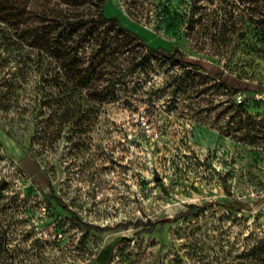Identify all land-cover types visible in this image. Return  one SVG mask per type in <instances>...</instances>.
Segmentation results:
<instances>
[{"label": "rangeland", "instance_id": "obj_1", "mask_svg": "<svg viewBox=\"0 0 264 264\" xmlns=\"http://www.w3.org/2000/svg\"><path fill=\"white\" fill-rule=\"evenodd\" d=\"M242 6L106 0L137 39L91 24L80 52L110 96L83 146L68 128L37 139L24 98L0 109V264H264V36L246 31ZM2 27L12 46L18 30ZM189 205L203 211L181 217Z\"/></svg>", "mask_w": 264, "mask_h": 264}, {"label": "trees", "instance_id": "obj_2", "mask_svg": "<svg viewBox=\"0 0 264 264\" xmlns=\"http://www.w3.org/2000/svg\"><path fill=\"white\" fill-rule=\"evenodd\" d=\"M30 1L18 0L14 7L11 0H0V109L9 110L17 105L18 98H24L26 102L20 113L35 112L38 124H44L40 128L38 126L40 133L36 132L37 139H43L42 142L49 145L62 138L61 132L68 128L69 134L64 139L83 146L87 137L82 135L92 122L91 115L97 110L96 100L105 99L109 95L108 92L102 93V89L95 85L99 78L97 65L88 63L86 56H82L80 52L81 45L93 30L91 24L106 22L124 40L137 37L123 27L118 18L105 14L103 7L106 0L100 3L96 0H61L65 5L63 7H60V0H57L56 8L51 6L49 0H39L38 12L31 11ZM239 1L243 3L241 12L246 31H255L264 36V0ZM32 18L38 21L37 26L32 25ZM10 21L18 30L12 46L8 44L4 27L1 28ZM22 42L28 49L20 46ZM128 45L127 42L123 44ZM140 45L150 55L170 59L162 48H151L143 42L137 46ZM108 56L112 58L111 50ZM215 76L224 81L220 71ZM86 90L88 92L84 94ZM50 127L55 129L54 132L49 131ZM23 147L33 156L29 147ZM55 201L57 205L67 209L61 200ZM188 208L192 211L181 217L197 216L203 211L202 207L195 205H189ZM69 221L85 230L101 231L92 225L81 223L74 215Z\"/></svg>", "mask_w": 264, "mask_h": 264}, {"label": "water", "instance_id": "obj_3", "mask_svg": "<svg viewBox=\"0 0 264 264\" xmlns=\"http://www.w3.org/2000/svg\"><path fill=\"white\" fill-rule=\"evenodd\" d=\"M102 1H104V0H96L97 3H100ZM168 57L171 59L172 55L170 54Z\"/></svg>", "mask_w": 264, "mask_h": 264}, {"label": "flooded vegetation", "instance_id": "obj_4", "mask_svg": "<svg viewBox=\"0 0 264 264\" xmlns=\"http://www.w3.org/2000/svg\"><path fill=\"white\" fill-rule=\"evenodd\" d=\"M169 55H170V54H169ZM169 55H168V56H169ZM171 55H173V54H171ZM171 59H172V58H171Z\"/></svg>", "mask_w": 264, "mask_h": 264}]
</instances>
